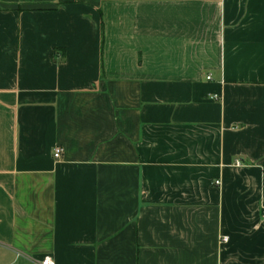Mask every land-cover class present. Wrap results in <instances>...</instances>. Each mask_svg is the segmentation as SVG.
<instances>
[{
	"label": "crops",
	"instance_id": "0c3cea01",
	"mask_svg": "<svg viewBox=\"0 0 264 264\" xmlns=\"http://www.w3.org/2000/svg\"><path fill=\"white\" fill-rule=\"evenodd\" d=\"M45 257L264 264V0H0V264Z\"/></svg>",
	"mask_w": 264,
	"mask_h": 264
},
{
	"label": "built area",
	"instance_id": "2783aa9c",
	"mask_svg": "<svg viewBox=\"0 0 264 264\" xmlns=\"http://www.w3.org/2000/svg\"><path fill=\"white\" fill-rule=\"evenodd\" d=\"M207 78L210 79L211 76L208 75ZM62 152H63V149L61 147H56L54 150V154H53L54 158L58 159L61 156ZM216 183H218V181H216ZM225 240H226V238H225ZM38 264H54V263L51 261V259L49 257H45Z\"/></svg>",
	"mask_w": 264,
	"mask_h": 264
}]
</instances>
